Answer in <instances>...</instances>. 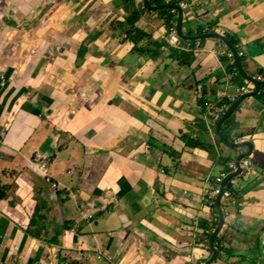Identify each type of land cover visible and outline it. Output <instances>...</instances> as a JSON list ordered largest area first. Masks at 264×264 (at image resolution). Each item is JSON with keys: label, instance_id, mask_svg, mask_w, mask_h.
<instances>
[{"label": "crops", "instance_id": "obj_1", "mask_svg": "<svg viewBox=\"0 0 264 264\" xmlns=\"http://www.w3.org/2000/svg\"><path fill=\"white\" fill-rule=\"evenodd\" d=\"M182 1L189 6L183 33L217 20L218 33L237 34L244 73L253 76L247 72L255 68L264 85V32L259 31L264 20L246 39L237 33L242 15L264 16V2L233 0V10L240 12L231 18L212 12L216 0ZM45 3L53 4L51 12L61 20L52 27L58 44L38 29L40 42L32 46L40 22L36 10ZM134 12L138 19L131 31L124 16ZM167 16L145 9L143 0H0V264H104L102 255L114 264H138L140 238L154 235L168 247L166 256L149 252L141 264L206 261L210 250L202 245L207 234L201 224L215 215L204 192L223 170L219 158L234 165L243 148L218 142L220 119L213 137L206 126L211 120L206 124L201 111L222 95H234L245 81L236 73L225 77L218 40L197 42L190 51L184 41L181 50L168 46ZM258 32L262 45L255 47ZM122 51L128 60L115 61ZM173 53L179 55L172 58ZM46 58L57 60L46 65ZM106 61L117 66L114 75ZM122 68L137 73L139 97L147 105L140 115L129 106L131 86L124 85ZM88 92L92 98L85 97ZM198 120L207 129L200 145L208 150L181 140L198 132ZM227 123L220 127L226 140L251 143L254 172L247 176L238 168L231 177L243 183L223 210L225 228L214 239L219 245H213L227 258L215 264H264V87ZM159 146L183 148L182 163ZM137 151L144 159L138 171ZM233 238L252 242L245 252L250 258L244 257L245 245H235L234 252Z\"/></svg>", "mask_w": 264, "mask_h": 264}, {"label": "water", "instance_id": "obj_2", "mask_svg": "<svg viewBox=\"0 0 264 264\" xmlns=\"http://www.w3.org/2000/svg\"><path fill=\"white\" fill-rule=\"evenodd\" d=\"M264 2V0H252L251 3L253 4H257V3H261ZM233 4V0H216L213 3H210V9L212 10V12L217 13L220 12L221 10H225L228 6ZM143 5L145 6V9L149 10V11H160V10H175L178 17H177V26H176V31H177V36L185 41V42H200L203 40H209V39H215L218 40L219 42H221L224 52L220 53V55H224L226 56L228 59L232 60V62H234L235 65V70L237 71L238 75L243 79L246 80L250 83H252V85L254 86V91L250 92L248 94L242 95L241 97H239L235 103H233L229 109L224 113V115L220 118V120L217 122V124L215 125V134L216 136L221 139L222 142H224L227 146L229 147H247L248 151L245 153H240L239 155H237V158L235 160V165L237 166V171L232 172L231 174H229L228 176H226L222 182L220 183V193L219 195L216 197L215 199V208L217 209V215H218V221H217V226L214 230V232L208 237V238H204V240L202 241V245H207L209 250H210V254L208 256V258L206 259V261L203 264H215L217 261H222L224 259L227 258V256L225 255L224 252H222L223 249H221L220 247H214V239L217 237V235L222 232L225 228V220H226V214L223 212L222 208L220 207V197L222 195V190H223V186L226 183V181L235 176L236 174H238V170L239 165H238V161L241 157H246L249 156L251 154V143L249 142H242V143H231L228 140H226L223 135H221L220 132V127L221 125L227 121V119H229L232 114L235 112V110L237 109V107L247 98H251L255 95L258 94L259 89L261 87L260 83H258L254 77H250L248 75H246L242 69V65H241V60L239 58V55L237 54L238 52L236 51V49L229 43V41L224 37V33L230 34L232 37H234L233 32L229 33V32H222V33H217L216 32H207V33H202L201 35L192 37V38H188L185 35H183L181 33L182 30V11L181 9L177 6V5H172V4H168L165 3L163 5H155L152 6L149 3V0H143ZM259 11L262 12V9H259ZM240 12V10H233L234 14H238ZM50 14H52V12H50ZM218 15V13H217ZM257 18H251L247 15H242V19L240 20V27L237 28V33L239 34L240 38H245L248 36L249 34V30L250 28H253L255 26H259L262 24L263 20H264V16L262 14H256ZM43 16H46V14H44ZM42 16V17H43ZM218 17H222L221 15H218ZM217 17V18H218ZM216 18V19H217ZM231 18H233V16H231ZM238 19V18H237ZM237 19H235V24ZM213 22H217V20H214ZM211 22V23H213ZM218 23V22H217ZM250 26V27H248ZM258 30V29H257ZM261 33L264 32L263 29L259 30ZM261 33H253V39L255 41L252 42V46L255 45V47H260L262 45V41H260V39L257 37L259 34ZM235 34V33H234ZM236 35L235 34V40L237 42V44L239 45L237 39H236ZM256 42V44H255ZM241 44V43H240ZM237 45V47H238ZM3 80L4 77L2 78ZM72 84H75L74 80L71 79L70 81ZM239 168V169H238ZM233 226L235 227L234 223ZM225 234H227L226 230H225ZM141 239V247L138 248V252L142 253L138 260L137 263L141 264L143 263L146 258H147V254L149 252H157L160 253V257L164 258L165 255V251L168 250V247L163 245V240L160 239L157 235H154L151 238H140ZM259 239V238H257ZM230 242V247H233L234 252H235V245H245L244 248V257H248L250 258V256L248 254H245V252L251 248L252 246V242L249 239L246 238H233V240H229ZM254 250V248H253ZM253 264H257L256 261H252Z\"/></svg>", "mask_w": 264, "mask_h": 264}, {"label": "built area", "instance_id": "obj_3", "mask_svg": "<svg viewBox=\"0 0 264 264\" xmlns=\"http://www.w3.org/2000/svg\"><path fill=\"white\" fill-rule=\"evenodd\" d=\"M179 7L181 8L182 12H183V16L185 14V12L188 11L189 6L187 5V3L182 2L179 4ZM171 14L175 16H178L175 10H171ZM176 26H177V22L176 19L173 20L170 23V26L167 28L166 30V43L168 44V46L172 47V48H176L177 50H181L182 48V43L180 38L177 36V31H176ZM186 51H190L191 46L190 43H186ZM239 57H242V53L238 54ZM256 80L261 82L262 78L261 77H256ZM253 86L250 82L245 81V84L243 87H241L240 89H238L234 95L231 96H224L222 95V97H220L217 101H214L212 104L208 105L206 108L205 113H203L202 117L204 119H206V124L208 123L209 120H211V122L207 125H209L212 130L213 127L215 125V123L221 118V116L225 113V111L230 107V105H232L240 96L250 93L251 91H253ZM235 165V164H234ZM233 165V162H227V167L228 170L221 172L219 175H217L213 180H212V184L211 187L206 188L205 192H204V200L207 204H211L212 199L216 196L219 195L220 193V183L222 182V179L230 174L231 172H235V166ZM240 168L243 169L245 171V173H248L251 170V166L249 165V162L247 159H242L240 161L239 164ZM41 171H43L45 169V165L42 164L40 166ZM235 184V180L233 178H229L226 183L223 186V190H222V195L220 198V204L225 208L226 205L228 204L229 200L233 197V185ZM223 203L225 205H223ZM214 222H217V218H213ZM214 229V226L209 225V228L205 231V233L207 235H209L210 233H212ZM215 245H219V243H217L216 241L214 242ZM103 257L105 259L104 264H114L112 262L111 257L109 256H98V258ZM203 264V263H201Z\"/></svg>", "mask_w": 264, "mask_h": 264}, {"label": "rangeland", "instance_id": "obj_4", "mask_svg": "<svg viewBox=\"0 0 264 264\" xmlns=\"http://www.w3.org/2000/svg\"><path fill=\"white\" fill-rule=\"evenodd\" d=\"M238 5L240 6L241 4H238ZM126 11H127V12H131V10H129V9H126ZM217 13H218V15H221V16H229V17L233 16V4L230 5V6H228L225 10H221L220 12H217ZM130 18H131V15H130V14L124 16V20L126 21V23H128V24L130 23V22H129ZM185 23H186V20H185ZM121 27H124V26L121 24ZM55 39H56V33H55L54 36H53V44H54V45H57L58 42H57ZM149 41H151V39H149ZM154 42H155V40H153V42H151L149 45H152ZM78 47H82V46H78ZM157 47H159V46H157ZM54 52H55V48H53V53H54ZM122 53H123V57H121V56H119V55L117 54L118 56L114 58L115 61H118V62L121 63V61H122L123 59H124V60H128V58H127V53H125L124 51H122ZM174 55H179V54H177V53H173V54H172V58L174 57ZM191 55H193V54H191ZM248 58H252L251 55H248ZM56 60H57V58H46V65H49V64L51 63V61L55 62ZM242 61H243V60H242ZM253 62H254V61H253ZM134 63H136V62H134ZM98 64H99L101 67L105 68V66H104V64H105V60H104V59H99V60H98ZM112 64H113V62H108V61H106V65H107V68H108V73H110L111 75H114V71H115V70H118V69H117V66H116V65H115V66H112ZM220 64H221V63H220ZM220 64H219V65H220ZM144 68H145V67H144L143 64H142V69H144ZM150 68H152V67H150ZM221 68H222V70H223L224 67L221 65ZM88 70H89V68H88L87 66H84L83 69H82V71H83L84 73H86V71H88ZM119 70L121 71V76H123L124 85H125V86H131V90H130V99H129V101H128L129 106H130L135 112H137L138 115H140V113L144 110V108H145L147 105H146L145 101L139 97L140 89H138V88L136 87V86H138L137 84H138V81H139V80H138L137 77L134 76V75L137 74V73H135V72H134L133 70H131L130 68H129V69H123V68H122V69H119ZM145 71H146V72L149 71V68H148L147 70H146V68H145ZM166 71H168V68L163 69L162 73H164V72H166ZM247 73L250 74V75H255V74H256V70H255V68H254L253 70L248 71ZM101 79H103V78H100L99 81H101ZM54 82H55V83H59L60 80L58 79V80H55ZM87 82H88V81H87ZM91 88L96 89L97 91H98V89H99L97 86H91ZM167 89H168V87H167ZM88 91H89V90H88ZM85 97L92 98L93 95H91V92H88L87 95H86ZM116 105H120L121 107H124V106H123L124 103H122V104H116ZM145 111H146V108H145ZM222 116H223V115H222ZM222 116H221V117H222ZM200 138H201L200 135H195V136H194L193 138H191V139H192V142H193V143L198 144V145L200 146V144H201V139H200ZM187 142H189V141H186L184 144H187ZM109 146H111V145H109ZM178 147H179V146H168V148H164L163 146H159V148L164 149L165 152L168 153V155H169V156H170L175 162H177V163H182V161H183V154H182V150H181V149H183V148H181V149L178 150ZM174 149H175V150H174ZM136 153H137V154L133 156V158H134L133 161L138 165V166H137V171H138V170L141 169V164H144V163H142V162L144 161V159L140 156V155H141V151H137ZM142 155H143V154H142ZM148 156H151V157H152V153H149ZM158 161H159V158L156 159V162H155V163H157ZM218 163H219L220 166H223L221 160H218ZM155 165H156V164H155ZM194 166H195V169L192 168L193 171H196V170L199 169V168L196 166L195 163H194ZM242 183H243V182H240V181L238 182V179H235V184L233 185V190L236 191V190L239 188V186L242 185ZM173 191L177 192V191L175 190V187L173 188ZM178 192H179V191H178ZM178 194H179V193H178ZM205 203H206V202H205ZM223 205H225V204L223 203Z\"/></svg>", "mask_w": 264, "mask_h": 264}, {"label": "trees", "instance_id": "obj_5", "mask_svg": "<svg viewBox=\"0 0 264 264\" xmlns=\"http://www.w3.org/2000/svg\"><path fill=\"white\" fill-rule=\"evenodd\" d=\"M151 3L153 4H156L157 6L158 5H163V0H155V1H152V0H149ZM182 0H171L169 2H167L168 4H172V5H179V3L181 2ZM158 13L160 15H168L166 20H165V26H166V29L170 26V23L173 21V19L175 18L172 14H171V11L170 10H160L158 11ZM138 19V13L134 12L133 15L131 16L129 22H130V28H131V31H135L134 29V24L135 22L137 21ZM135 21V22H134ZM134 22V23H133ZM217 28V22H213V23H207L206 26L204 25V23L202 25H200L198 28H197V31L195 33H192L191 31H186L184 33V35L188 38H192V37H195V36H198V35H201L203 33V31H208V32H213L215 29ZM224 37L229 41V43L236 49L237 52L238 51V47H237V42L236 40L230 35V34H227V33H224L223 34ZM193 44V43H191ZM189 56L191 54H188ZM182 56V55H180ZM240 60H242V58H240ZM193 61V58L191 57L189 59V63H191ZM219 62L221 63V65L224 67V72H225V77H227L228 75H232V76H235V73L237 74V71L235 70V65H234V62H232V60L228 59L226 56L224 55H220L219 56ZM264 87L263 84H261V87L260 89H262ZM198 105L199 107L201 108L202 107V101H199L198 102ZM202 115L203 113H205V111H203L202 109ZM230 119V118H229ZM229 119L224 123L225 124V127L226 125L228 124L227 122L229 121ZM207 128H208V125H206ZM206 126L204 125L203 121L201 120H198L197 121V131L198 132H193L191 134H188V135H182L181 137V140L185 143L186 141H189L187 142V144H185L187 147L189 148H201V149H207V146H199L198 144H195L192 142V139L195 135H200V137L202 138L204 134H207V129H206ZM223 131V130H222ZM221 133L223 134V137H228L227 134L223 131ZM218 138V137H217ZM216 138V139H217ZM221 139H217L218 142H221L220 141ZM219 160H221L222 162V167L225 168L226 170V164L228 161H230L231 159H226L225 157H222V158H219ZM2 195V194H1ZM237 196V195H236ZM3 197V196H1ZM236 198V197H235ZM214 208V207H213ZM215 209V208H214ZM224 212V211H223ZM217 224V222H214V219L213 218H210L208 221L206 222H203L201 225H202V228L204 230V232L209 228V225L211 226H215ZM208 237V236H207Z\"/></svg>", "mask_w": 264, "mask_h": 264}, {"label": "flooded vegetation", "instance_id": "obj_6", "mask_svg": "<svg viewBox=\"0 0 264 264\" xmlns=\"http://www.w3.org/2000/svg\"><path fill=\"white\" fill-rule=\"evenodd\" d=\"M53 4H48V3H45L43 6H39L38 8H37V10L36 11H38V13H37V22H38V20L40 21L38 24L36 23V25L34 26V33L32 34V36H34V38H35V43L32 45V46H34V45H36L38 42H40V40H39V38L37 37V36H39V35H41L42 34V32H40V33H38V29H41V30H45V35L43 36V38H48L49 40H51L50 39V37H53L54 36V34H55V32H53L52 31V27L53 26H55L56 24H59L58 22H61V20L59 19V18H57L56 17V15L54 14H50V12H51V10H53ZM43 11V12H42ZM62 11V10H61ZM61 11H59L60 13H61ZM42 12V13H41ZM41 13V14H40ZM39 14L40 15H43V14H46V16H43L42 18H40L39 17ZM204 33H207L208 31H203ZM52 35V36H49V35ZM57 36V35H56ZM234 38V37H233ZM235 39V38H234ZM52 41V40H51ZM238 51H240L239 50V46H238ZM242 63H243V61L241 60V65H242ZM259 75H261V73H257V74H255V75H253V76H250V77H254V79L256 80V77H260ZM226 170H228V167H227V164H226ZM225 170V168H223V170H222V172L223 171H226ZM251 170H252V172H254V169H253V165H252V167H251ZM232 173V172H231ZM230 173V174H231ZM220 174V173H219ZM218 174V175H219ZM251 173H246V175L247 176H249ZM253 174V173H252ZM229 175V174H228ZM228 175H226V176H228ZM225 176V177H226ZM246 176V177H247ZM251 176V175H250ZM224 177V178H225ZM223 178V179H224ZM222 179V180H223ZM237 195V190L236 191H234L233 190V197L229 200V202H228V204L226 205V207L229 205V204H232L233 203V201L235 200V197H237L236 196ZM217 197V196H216ZM216 197H214L213 199H212V202H211V204H208V205H210L211 206V208H212V211H213V215H215L213 218H217V221H218V215H217V209L215 208V199H216ZM221 198V197H220ZM215 209H214V208ZM220 207L222 208V210H224L225 208L220 204ZM216 226L217 225H215L214 226V229H213V231H212V233L214 232V230H215V228H216ZM212 233H210L209 235H207L208 237L212 234ZM207 237V238H208ZM220 247V246H219Z\"/></svg>", "mask_w": 264, "mask_h": 264}, {"label": "clouds", "instance_id": "obj_7", "mask_svg": "<svg viewBox=\"0 0 264 264\" xmlns=\"http://www.w3.org/2000/svg\"><path fill=\"white\" fill-rule=\"evenodd\" d=\"M183 1H181L180 3H182ZM179 3V4H180ZM178 7H179V5H178ZM180 8V7H179ZM181 9V8H180ZM171 11V10H170ZM182 11V10H181ZM174 16V15H173ZM178 17V16H177ZM182 19H183V12H182ZM173 20H175V18L173 19ZM177 22V21H176ZM183 22V21H182ZM213 32H216L215 30L213 31ZM181 33L184 35V33H183V31L181 30ZM204 33V32H203ZM218 33V32H217ZM181 40V39H180ZM185 42V41H184ZM183 42V40H181V43L183 44L184 43ZM186 43H190V42H186ZM195 43H197V42H193V44H191L190 43V46L191 45H194ZM196 45H198V44H196ZM239 53H241L240 51L237 53V54H239ZM239 58H241V57H239ZM237 75H238V73H237ZM261 78H262V81L261 82H259V81H257L258 83H260V85L262 84V82H263V76H262V74L261 75H259ZM244 81H246V80H244ZM248 82V81H247ZM252 84V83H251ZM253 86V85H252ZM253 88H254V86H253ZM260 90V89H259ZM253 91H254V89H253ZM253 91H251V92H253ZM248 94V93H247ZM245 95V94H244ZM241 97V96H240ZM231 106V105H230ZM229 109V108H228ZM227 109V110H228ZM226 110V111H227ZM225 111V112H226ZM224 115V114H223ZM228 120V119H227ZM225 123V122H224ZM212 132H213V130H212ZM213 137H214V132H213ZM242 143V142H241ZM235 144H237V143H235ZM243 148V151L241 152V153H245V152H247L248 151V149H247V147H242ZM242 159H247L248 160V162H249V165L252 167V160H251V156L249 155V156H246V157H241L240 159H239V161H238V165L240 164V161L242 160ZM228 162H232L231 160L230 161H228ZM234 162V161H233ZM239 168H240V166H239Z\"/></svg>", "mask_w": 264, "mask_h": 264}]
</instances>
